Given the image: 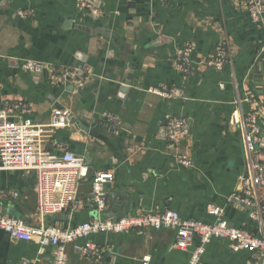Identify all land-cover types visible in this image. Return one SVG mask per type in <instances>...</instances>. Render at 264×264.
Instances as JSON below:
<instances>
[{"label":"crops","instance_id":"obj_1","mask_svg":"<svg viewBox=\"0 0 264 264\" xmlns=\"http://www.w3.org/2000/svg\"><path fill=\"white\" fill-rule=\"evenodd\" d=\"M96 1L98 15L79 9L76 0H0V108L25 101L34 124L46 130L57 107L71 113L66 128L48 132L43 146L68 149L85 157L90 170L114 174L108 218L171 209L211 224L215 217L207 207L214 204L234 227L264 236L249 212L229 202L247 169L237 121L257 113L264 133V29L251 23L244 0ZM188 43L193 63L183 72L177 51ZM218 48L231 58L222 71L205 65ZM28 61L44 66L40 75L22 69ZM64 71L89 81L79 93L70 91L75 78ZM167 116L190 127L182 147L190 169L178 163L162 133ZM34 185L20 172L0 170L4 214L37 225ZM91 185L87 180L80 188L85 202ZM95 212L86 203L73 224L94 219ZM69 221L60 215L47 224L67 227ZM175 240L168 229L95 236L104 257H86L85 241H78L67 248L68 264H141L144 257L150 264H188L198 241L183 251ZM205 249L202 264L254 261L221 239ZM38 250L36 242L14 241L0 229V264H31ZM52 260L46 249L39 264Z\"/></svg>","mask_w":264,"mask_h":264},{"label":"built area","instance_id":"obj_2","mask_svg":"<svg viewBox=\"0 0 264 264\" xmlns=\"http://www.w3.org/2000/svg\"><path fill=\"white\" fill-rule=\"evenodd\" d=\"M244 2L251 23L264 29V0ZM76 3L79 9L98 15L96 0H76ZM21 17L26 18L27 14L21 13ZM216 52V56L207 60L205 65L215 71H222L230 64L231 58L225 49L218 48ZM177 56L179 70L189 72L194 57L193 45L186 44L177 51ZM22 69L27 73H41L44 66L39 62L28 61L23 63ZM63 74L75 78L72 86L75 92L82 90L89 81V78L77 80L74 73L64 71ZM157 93L164 95L161 91ZM165 96L171 97L169 93H165ZM31 113L30 104L21 100L12 101L0 108V170L17 171L25 176L31 171L35 172L34 188L37 200L33 215L37 225L28 223L24 218L4 214L0 201V229L14 241L38 244V257L31 264H39L46 249L53 253L52 264H68L67 248L78 241H85L81 252L86 257L102 259L106 250L93 242L95 236H122L130 232H158L165 229L176 233L175 248L179 250L189 251L195 241H198L188 264H202V257L207 250L205 248L214 239L226 241L235 253L253 254L254 261L251 264H264V236L234 227L225 220V209L214 204L207 207L208 213L215 217V222L211 224L196 219H184L177 211L171 209L117 220L106 217L104 214L108 208L107 189L109 184L114 182V174L94 172L90 179L91 195L85 202L79 193L90 171L86 158L75 155L68 149L47 150L43 146L48 132L66 128L71 122V113L67 110L64 113L54 110L49 130L34 124ZM109 119L115 124L114 119ZM259 121L260 116L257 113H249L237 121L243 141L247 177L239 176L238 186L229 202L249 212L250 218L264 229V133ZM165 125V137L170 148H174L175 159L182 167L192 168L191 158L182 152L185 140L190 134L186 120L167 116ZM1 195L0 191V198ZM12 196L18 197V192L15 191ZM86 203L94 208L98 218L73 224L76 213ZM60 215L69 217L67 227L58 223L47 224L50 217ZM150 263V257H144L141 262Z\"/></svg>","mask_w":264,"mask_h":264},{"label":"water","instance_id":"obj_3","mask_svg":"<svg viewBox=\"0 0 264 264\" xmlns=\"http://www.w3.org/2000/svg\"><path fill=\"white\" fill-rule=\"evenodd\" d=\"M40 74H41V73H36V75H40ZM69 80H70V78H69ZM126 85H129V82H127ZM72 90H73V87L70 88V91H72ZM57 110H59V111L62 112V113L65 112V110H64L63 108H60V107H57ZM164 125H165V122H164ZM165 127H166V125L164 126V128H163V130H162V133H163L164 135H165ZM189 129H190V127H189ZM93 175H94V171H93V170H90V171H89V175H88V177H87V180H90V179L93 177ZM26 176H27V183H29L30 185L35 184V182H34V180H35V172L31 171V173L26 174ZM244 176L247 177V170H246ZM87 180H86V181H87ZM95 216H96V217H95L94 219H97L98 216H97L96 212H95Z\"/></svg>","mask_w":264,"mask_h":264}]
</instances>
